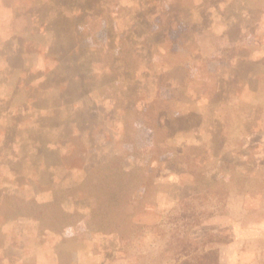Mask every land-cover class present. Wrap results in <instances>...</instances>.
<instances>
[{
  "label": "rangeland",
  "instance_id": "1",
  "mask_svg": "<svg viewBox=\"0 0 264 264\" xmlns=\"http://www.w3.org/2000/svg\"><path fill=\"white\" fill-rule=\"evenodd\" d=\"M264 264V0H0V264Z\"/></svg>",
  "mask_w": 264,
  "mask_h": 264
},
{
  "label": "trees",
  "instance_id": "2",
  "mask_svg": "<svg viewBox=\"0 0 264 264\" xmlns=\"http://www.w3.org/2000/svg\"><path fill=\"white\" fill-rule=\"evenodd\" d=\"M185 264H188L187 262Z\"/></svg>",
  "mask_w": 264,
  "mask_h": 264
}]
</instances>
